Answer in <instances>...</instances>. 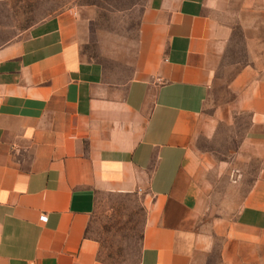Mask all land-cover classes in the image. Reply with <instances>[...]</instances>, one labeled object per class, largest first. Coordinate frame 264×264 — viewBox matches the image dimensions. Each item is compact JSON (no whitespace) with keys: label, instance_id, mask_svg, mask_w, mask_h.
Wrapping results in <instances>:
<instances>
[{"label":"crops","instance_id":"1","mask_svg":"<svg viewBox=\"0 0 264 264\" xmlns=\"http://www.w3.org/2000/svg\"><path fill=\"white\" fill-rule=\"evenodd\" d=\"M236 26L259 48L221 100ZM238 117L237 164L257 168L209 202L193 143ZM133 203V264H206L216 237L221 264H264V0L85 5L0 44V264H119Z\"/></svg>","mask_w":264,"mask_h":264},{"label":"rangeland","instance_id":"2","mask_svg":"<svg viewBox=\"0 0 264 264\" xmlns=\"http://www.w3.org/2000/svg\"><path fill=\"white\" fill-rule=\"evenodd\" d=\"M145 0H0V44L25 33L36 22L55 15L67 9L85 5L97 6L101 13L105 10L126 9L135 3ZM101 32H113L116 24H95ZM130 24H124L127 33ZM92 47V46H91ZM95 54V48H91ZM259 45L247 44L244 31L236 26L225 51L219 69V87L217 95L221 100L228 97L225 84L234 74L253 57ZM244 124V117L235 119L231 126L220 124L208 135H199L193 143V152L197 156V176L200 175L201 184L205 187L209 202L229 201L237 197L239 192L245 191L252 179L257 165L250 163L247 172L243 173V166L237 164L242 159L235 157ZM240 171V172H239ZM213 210L220 206L209 205ZM230 207L227 203L222 208ZM130 218L125 222L117 223V237L114 244H109L112 249L110 256L119 264H133L136 260L137 245L142 224V210L133 203ZM222 238L216 237L215 246L207 255L206 264H221L219 249Z\"/></svg>","mask_w":264,"mask_h":264}]
</instances>
